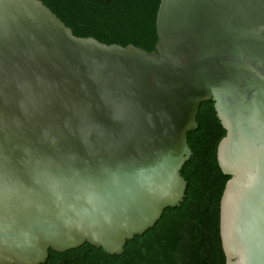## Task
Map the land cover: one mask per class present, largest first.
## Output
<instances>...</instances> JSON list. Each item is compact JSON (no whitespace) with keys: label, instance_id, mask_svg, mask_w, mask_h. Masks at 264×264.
Here are the masks:
<instances>
[{"label":"water","instance_id":"water-1","mask_svg":"<svg viewBox=\"0 0 264 264\" xmlns=\"http://www.w3.org/2000/svg\"><path fill=\"white\" fill-rule=\"evenodd\" d=\"M154 50L0 0V264L128 240L181 206L203 101L226 134L225 264H264V0H160Z\"/></svg>","mask_w":264,"mask_h":264},{"label":"trees","instance_id":"trees-1","mask_svg":"<svg viewBox=\"0 0 264 264\" xmlns=\"http://www.w3.org/2000/svg\"><path fill=\"white\" fill-rule=\"evenodd\" d=\"M43 1L78 36L155 49L160 0ZM197 122L198 128L188 132L192 155L181 170L188 181L181 206L166 208L152 228L127 241L120 255L85 243L64 252L50 250L43 264H225L220 203L230 175L218 164L217 147L226 130L213 100L201 103Z\"/></svg>","mask_w":264,"mask_h":264}]
</instances>
